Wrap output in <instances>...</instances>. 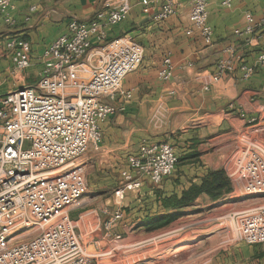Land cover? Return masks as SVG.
I'll return each mask as SVG.
<instances>
[{
	"label": "built area",
	"instance_id": "obj_1",
	"mask_svg": "<svg viewBox=\"0 0 264 264\" xmlns=\"http://www.w3.org/2000/svg\"><path fill=\"white\" fill-rule=\"evenodd\" d=\"M176 0H163L156 16L164 20L174 14ZM234 0H220L231 7ZM141 0L142 14L151 3ZM209 0H189V21L206 46L213 44L208 23ZM12 0H0V16L6 25L14 23ZM34 7L29 9L34 11ZM129 5L100 10L89 21L73 20L67 33L57 37L41 55L42 69L33 85L16 88L0 100V264H93L96 255L82 242L69 216L86 193L81 165L77 163L89 146L101 141V125L123 110L112 101L123 79L136 71L143 59V47L126 36L107 39V31L123 22ZM28 20V18H26ZM246 26L235 30L238 37L250 36L258 53L253 64L241 61L233 47L215 64V71L200 78L202 89L235 65L248 80L256 67L264 68V18L245 14ZM95 40L97 45L92 46ZM5 48L11 52L13 71L30 66V45L12 37ZM94 51V52H92ZM169 56L163 59L158 78H171ZM126 98L130 94H125ZM178 156L168 142H142L127 157L126 168L112 194L121 204L127 192H138L144 181L160 184L171 176ZM241 165L248 195L264 194V161L257 155ZM123 218L121 207L103 224L107 238ZM235 241L264 244V204L231 216ZM119 239V236L112 237Z\"/></svg>",
	"mask_w": 264,
	"mask_h": 264
},
{
	"label": "crops",
	"instance_id": "obj_2",
	"mask_svg": "<svg viewBox=\"0 0 264 264\" xmlns=\"http://www.w3.org/2000/svg\"><path fill=\"white\" fill-rule=\"evenodd\" d=\"M122 1L12 0L10 14L14 23L6 25L0 16V100L8 92L38 80L44 49L67 33L69 22L89 21L98 11L116 8ZM126 1L130 8L127 18L110 28L106 38H131L143 47V59L136 71L125 76L120 92L112 101L123 110L107 118L101 125L100 143L89 146L82 156L87 155L85 164L91 167L89 174L94 169L96 173L88 176L83 171L86 193L69 211L70 216L73 209L82 205L85 211L76 215L77 221L71 220L78 223L89 215L96 216L104 238H107L104 222L120 207L123 218L110 232L119 237L135 228L154 230L149 223L156 218L171 217V222L182 218L186 209L208 196L202 194L175 208H164L162 201L173 195L179 198L189 184H199L207 171L217 169L229 143L224 141L226 137L242 131L259 132L264 120V68L256 67L252 76L243 80L236 64L232 73L213 83L208 91L201 88L200 82L201 77L215 71L216 62L226 55L225 48L233 47L244 63H254L259 51L255 42L249 43L250 36L238 37L234 31L245 28L246 13L255 20L264 18V0H234L229 8L222 7L220 0H209L208 23L213 30L210 46L202 42L198 30L189 21V0H176L174 14L164 20L156 19L163 0L151 3L148 15L142 14L141 0ZM31 7L35 8L32 12ZM12 37L30 45V66L19 74L13 71L11 52L5 48ZM95 45L97 42L93 40L92 46ZM165 56H169L173 72L169 80L162 81L158 72ZM127 93L129 98L125 97ZM143 141L168 142L178 158L191 151L187 154L190 155L193 145L198 143L203 170H194L197 166L192 164L179 165L178 161L171 176L156 185L144 181L138 192H127L119 204L112 192L126 168L127 157ZM177 142L181 149L174 147ZM76 231L82 239L81 230L76 228ZM216 259L217 264H264V248L237 243Z\"/></svg>",
	"mask_w": 264,
	"mask_h": 264
},
{
	"label": "rangeland",
	"instance_id": "obj_3",
	"mask_svg": "<svg viewBox=\"0 0 264 264\" xmlns=\"http://www.w3.org/2000/svg\"><path fill=\"white\" fill-rule=\"evenodd\" d=\"M258 130L259 132L251 133L242 131L224 140L231 144L225 145V155L217 169H223L226 175L230 174V177L229 175L227 177L230 180L231 190L216 200L207 197L198 201L193 207L186 209L182 218L165 227L151 231L137 230V228L126 230L121 233L119 239H113V235L104 238L101 223L98 225L96 216L89 215L74 223L83 234V243L87 246L94 243L93 247L89 246L91 253L96 255L93 264H217L216 258L223 255L231 245L246 244L233 239L231 216L235 212L264 204V194H246L247 179L240 165L255 155L264 161V120ZM175 145L174 147L179 149L182 147L178 142ZM198 145V143L193 145L194 153L187 155L190 151L179 158V165L192 164L197 166L194 170L197 168L203 170ZM86 156L77 163L81 165L85 175L92 176L96 173V169L89 174L91 167H86ZM82 207L79 205L73 209L71 219L78 220L75 218L76 215L85 211ZM258 246L264 248V244Z\"/></svg>",
	"mask_w": 264,
	"mask_h": 264
},
{
	"label": "trees",
	"instance_id": "obj_4",
	"mask_svg": "<svg viewBox=\"0 0 264 264\" xmlns=\"http://www.w3.org/2000/svg\"><path fill=\"white\" fill-rule=\"evenodd\" d=\"M179 161V158H178ZM231 190L230 180L223 169L209 170L201 178L199 184L191 183L183 190L181 196L173 195L162 201L164 208H175L194 201L198 196L204 194L213 200L218 199L224 193ZM171 222V217L156 218L149 223L151 229L160 228Z\"/></svg>",
	"mask_w": 264,
	"mask_h": 264
},
{
	"label": "bare ground",
	"instance_id": "obj_5",
	"mask_svg": "<svg viewBox=\"0 0 264 264\" xmlns=\"http://www.w3.org/2000/svg\"><path fill=\"white\" fill-rule=\"evenodd\" d=\"M184 250V249H183ZM184 253V252H183Z\"/></svg>",
	"mask_w": 264,
	"mask_h": 264
}]
</instances>
